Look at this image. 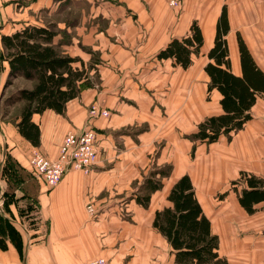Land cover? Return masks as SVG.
<instances>
[{
	"label": "crops",
	"instance_id": "crops-1",
	"mask_svg": "<svg viewBox=\"0 0 264 264\" xmlns=\"http://www.w3.org/2000/svg\"><path fill=\"white\" fill-rule=\"evenodd\" d=\"M81 1L86 6L74 7ZM22 2L0 0L4 34L28 23L52 25L41 14L78 9L75 22L54 23L53 41H61V49L85 65L92 63L90 74L97 82L83 87L62 114L47 109L32 115L40 130L38 146L22 137L15 124L5 126L2 136L9 146L35 147L55 157L68 131L91 127L97 133L98 159L87 173L67 168L59 183L48 187L24 163L28 152L14 148L12 154L20 163L16 169L22 174L19 185L12 187L0 177V264H84L96 257L110 264H173V254L152 221L155 210L170 205L167 192L185 173L219 238V254L230 264H264V200L252 202L251 212L239 202L242 189H249L247 177L264 179V92L255 94L250 118L241 129L220 134L213 142H196L194 150L186 136L195 131L196 99V126L204 117L223 112L221 94L215 88L208 91L204 70L213 62L207 53L223 6L231 72L242 75L238 33L264 75V0L221 2L217 8H210L207 0H183L176 8L165 0ZM209 14L214 16L208 20ZM193 22L203 41L191 65L183 68L172 58H158L172 38L190 33ZM63 30L69 34L68 42L63 41ZM89 51L97 54L94 62L89 61ZM1 86L0 76V90ZM93 102L109 115L91 117L88 109ZM155 165H170V174L143 206L137 196ZM88 203L93 215L86 211Z\"/></svg>",
	"mask_w": 264,
	"mask_h": 264
},
{
	"label": "trees",
	"instance_id": "trees-1",
	"mask_svg": "<svg viewBox=\"0 0 264 264\" xmlns=\"http://www.w3.org/2000/svg\"><path fill=\"white\" fill-rule=\"evenodd\" d=\"M228 28L223 6L216 23L214 44L207 53L213 62L204 66L209 77L208 91L215 88L220 92L223 112L206 116L197 123L196 130L187 136L193 141V150L196 142H213L220 134L229 135L241 129L250 118L249 109L255 102V94L264 92V75L256 68L238 33L242 75L231 72L223 38ZM56 34L51 24L32 23L10 34H0L2 61L7 63L8 77H20L31 83L29 87L19 88L7 100L20 103L13 122L18 133L32 146L39 145L40 136L32 115L47 109L62 114L66 103L77 97L83 87L92 84L88 76L92 65L86 67L81 58L65 53L61 49L62 42L53 41ZM202 41L200 28L193 22L187 36L172 38L157 57L172 58L175 65L187 68L192 63V55L199 53ZM9 83L7 81L6 85ZM170 170V165L154 167L144 178L137 201L147 206L150 193L162 187V178L168 176ZM247 185L249 189H242L239 202L251 212L252 202L264 200V179L251 175L247 177ZM166 198L170 205L155 210L152 226L165 238L173 254V264H230L218 252L219 238L212 232L211 222L203 212L188 174L174 180Z\"/></svg>",
	"mask_w": 264,
	"mask_h": 264
},
{
	"label": "rangeland",
	"instance_id": "rangeland-1",
	"mask_svg": "<svg viewBox=\"0 0 264 264\" xmlns=\"http://www.w3.org/2000/svg\"><path fill=\"white\" fill-rule=\"evenodd\" d=\"M22 1L23 0H19V3H23ZM241 1H244L243 4H248V3L254 4V2H255V4H262L261 0H241ZM207 2H208V6L210 8L211 7L217 8L218 5L221 4V2H227L228 4H233V2H236L235 3L236 5L242 3V2L239 3V0L238 1L237 0H207ZM68 4H70V2H68ZM71 4H73V3H71ZM83 5L86 6V3L84 1L74 3V7H80L81 8ZM17 7H19V5H17ZM213 16H214L213 14H209L208 20L210 18H212ZM41 17L46 22L52 21V25L55 28L54 23L57 22L58 20L61 21V20L66 19L67 23L71 24L72 22H75L76 20H78L79 14H78L77 8H70L69 10H61V12H59L57 14L56 13H53L51 15L41 14ZM8 30H9V27L7 26L4 31H8ZM63 32L65 33V37H64L63 41L68 42L69 38H70L69 34L66 33L65 30H63ZM0 34H4L1 29H0ZM86 50L87 49H85V51ZM63 51L65 52V50H63ZM89 52L91 53V56H90L91 60H89V61L97 60V54L92 52V51H89ZM196 58L197 59L194 58V60H195V63L198 65L199 60H200L199 56H197ZM91 64H88V65H91ZM88 65H85V66L87 67ZM6 73H7V63H6V61H2V51L0 48V76H1V81H2V86H1V90H0V177L5 179L6 182H9L10 187H12V186H16V185L18 186L19 185L16 182H18V180H19L18 177L21 176V174H22V172L18 173L19 170L16 169V167L20 166V163L15 159V157L12 154L14 148H19V150L21 149V151L28 152L27 157L25 155L24 163L26 162L25 164L29 165L28 159H29L30 153L33 149H35V147H31V148L29 147L27 150L26 149L24 150L20 146L17 147V144L13 145V146H9L8 143H6V141L4 140V138L2 136V134H4L3 128H5V126L14 124L13 120L15 119V116L19 113V110H20V103L19 102L11 103L7 99H9V97L11 95H13V93H15L19 88L29 87L31 85V83L29 81H26L25 79H22L20 77L9 78L8 75H6ZM88 76L90 77L91 83L97 82L96 75L94 73L91 75L90 70L88 71ZM194 80H195V82H198V80H200V79L195 78ZM7 81H10V83L8 85H6ZM197 94H198V91H197ZM195 97L198 98L199 96L196 95ZM6 101H8L9 103L6 104L7 103ZM195 102H196V104L193 103V129L196 130L195 124H196V121L198 120V118H197V116L194 117V113H196L195 111L198 109H195V111H194V108L198 107L197 106L198 105V99H196ZM186 136H188V134H186ZM37 149H39V148H37ZM162 166H164V165H162ZM162 166H158V167H162ZM152 170L153 169H149L148 173ZM148 173H147V175H148ZM7 179H8V181H7ZM94 213H95V211L93 212V214Z\"/></svg>",
	"mask_w": 264,
	"mask_h": 264
},
{
	"label": "built area",
	"instance_id": "built-area-1",
	"mask_svg": "<svg viewBox=\"0 0 264 264\" xmlns=\"http://www.w3.org/2000/svg\"><path fill=\"white\" fill-rule=\"evenodd\" d=\"M183 0H165L171 8L180 6ZM91 117L108 116L109 111L99 103L93 102L88 109ZM97 133L93 128L83 129L80 132L68 131L58 149L55 157H48L35 148L31 151L28 163L33 175L48 187H53L62 179L67 168L81 170L87 173L98 159L96 147ZM89 215H93L94 208L86 205ZM84 264H110L104 257L87 260Z\"/></svg>",
	"mask_w": 264,
	"mask_h": 264
}]
</instances>
